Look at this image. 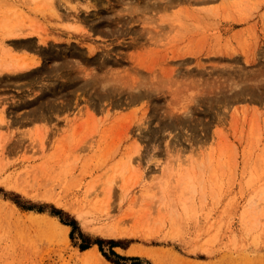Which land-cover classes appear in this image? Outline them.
Here are the masks:
<instances>
[{"label": "rangeland", "instance_id": "rangeland-1", "mask_svg": "<svg viewBox=\"0 0 264 264\" xmlns=\"http://www.w3.org/2000/svg\"><path fill=\"white\" fill-rule=\"evenodd\" d=\"M168 3L0 0V264H264V0Z\"/></svg>", "mask_w": 264, "mask_h": 264}, {"label": "bare ground", "instance_id": "bare-ground-1", "mask_svg": "<svg viewBox=\"0 0 264 264\" xmlns=\"http://www.w3.org/2000/svg\"><path fill=\"white\" fill-rule=\"evenodd\" d=\"M169 3L168 4H170V7H172L173 5H171V4H173L174 2H175V0H167ZM153 4V3H152ZM152 4H151V6H152ZM149 5V4H148ZM147 7V6H146ZM144 8V7H143ZM142 8V9H143ZM149 8H150V5L147 7V8H144V10L145 9H148L149 10ZM159 5H157V4H155L154 6H152V8H151V10L152 11H154V10H159ZM133 8L132 7H129V8H126L125 10H127V11H129V12H131V10H132ZM138 8H136V10H137ZM140 10H137V11H141V8H139ZM121 10H123V9H121ZM121 10H119L120 12H121ZM146 11V10H145ZM123 13L125 12L124 10L122 11ZM121 12V13H122ZM141 13H142V11H141ZM147 12H145V14H146ZM146 17V16H145ZM147 18V17H146ZM147 20H149V19H147ZM150 31V30H149ZM148 31V32H149ZM10 35H19V33H18V31H15V30H10V33H9ZM41 41L45 44L47 41H46V39H44V38H41ZM17 41H13L12 42V44H18V42L16 43ZM22 45L23 46H25V47H30L31 46V44L30 43H27V42H22ZM91 50V49H90ZM89 50V51H90ZM42 53L43 54H45V55H47V50H45V49H43L42 50ZM50 53V56H54L53 55V53H51V52H49ZM48 56V55H47ZM57 56V55H56ZM34 62H36V61H34ZM39 61H37L36 63H38ZM3 66L5 67L4 69H6V70H11V71H20V70H22V68H24L25 67V65L24 64H22V63H18V62H16V61H14V62H9V63H4L3 64ZM107 66V65H106ZM43 70V69H42ZM109 71V70H108ZM107 71V72H108ZM35 72H40V71H35ZM34 72V73H35ZM106 72V73H107ZM85 73L87 74L88 72L87 71H85ZM96 73V72H95ZM85 74V75H86ZM94 74V73H93ZM89 75V73L87 74V76ZM95 75H97V74H95ZM138 79V78H137ZM142 79V78H141ZM141 79H139L138 81L137 80H133L132 81V83H131V85H130V87H132V89L133 90H138L139 92L138 93H133V95L134 96H136V98H140V97H142V96H145V94L144 93H141V88H142V86L146 83V84H148L149 82H146V80H142L141 81ZM144 79V78H143ZM147 79V78H146ZM103 86H105V85H103ZM187 113H188V111H186ZM192 176V174L190 175V177ZM193 178V177H192ZM63 225V224H62ZM67 230H69V226H67V225H63ZM84 254H85V256H86V260L88 261H91V262H93V264H113V263H111L110 261H108L107 259H106V257L100 252V250L97 248V246L95 245V246H93V247H90V248H88L87 250H85L84 252H83ZM130 253L131 254H134V255H136V254H145V251L142 249V250H140V249H133V250H131L130 251Z\"/></svg>", "mask_w": 264, "mask_h": 264}, {"label": "trees", "instance_id": "trees-1", "mask_svg": "<svg viewBox=\"0 0 264 264\" xmlns=\"http://www.w3.org/2000/svg\"><path fill=\"white\" fill-rule=\"evenodd\" d=\"M87 248H89V246H83V249H87ZM112 253L116 255V253H115L114 251H113ZM117 256H119V257L122 258L123 260H127L126 258L121 257L120 255H117ZM114 262L117 263V264H121V263H119L118 261H114Z\"/></svg>", "mask_w": 264, "mask_h": 264}]
</instances>
